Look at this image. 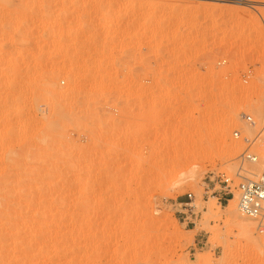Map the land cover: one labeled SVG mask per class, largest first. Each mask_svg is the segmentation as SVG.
<instances>
[{
    "label": "rangeland",
    "instance_id": "rangeland-1",
    "mask_svg": "<svg viewBox=\"0 0 264 264\" xmlns=\"http://www.w3.org/2000/svg\"><path fill=\"white\" fill-rule=\"evenodd\" d=\"M0 15V264H264V233L216 199L264 156V0H1Z\"/></svg>",
    "mask_w": 264,
    "mask_h": 264
},
{
    "label": "built area",
    "instance_id": "built-area-1",
    "mask_svg": "<svg viewBox=\"0 0 264 264\" xmlns=\"http://www.w3.org/2000/svg\"><path fill=\"white\" fill-rule=\"evenodd\" d=\"M246 121L252 123L251 118L247 117ZM233 137L238 140L240 134L233 133ZM243 143L247 145L246 150L240 156L241 165L244 163H255L256 157L249 153V147L252 145L249 139H243ZM240 174V172H238ZM237 174L240 183L233 186L232 181L221 177L222 189L216 198L219 202H229V199L236 198L238 212L254 221L258 232H264V173L254 176L253 179H246ZM187 202L178 203L181 211L178 213V220L186 225H194L193 219H196L194 197L192 194L187 195Z\"/></svg>",
    "mask_w": 264,
    "mask_h": 264
},
{
    "label": "bare ground",
    "instance_id": "bare-ground-1",
    "mask_svg": "<svg viewBox=\"0 0 264 264\" xmlns=\"http://www.w3.org/2000/svg\"><path fill=\"white\" fill-rule=\"evenodd\" d=\"M1 1V0H0ZM75 2V1H74ZM1 16V15H0ZM3 16V15H2ZM6 16V15H5ZM9 17V16H8ZM8 21V20H7ZM26 30V29H25ZM62 32V31H61ZM63 36H64V34H63ZM73 36V35H72ZM69 38V37H68ZM19 40V39H18ZM28 41V40H27ZM20 44H21V42H20ZM23 45V44H22ZM83 58V57H82ZM57 60V59H56ZM80 60V59H79ZM59 64V63H58ZM37 67H38V65H37ZM16 72V71H15ZM19 72V71H18ZM59 84V83H58ZM63 86V85H62ZM65 86V85H64ZM48 86H46V88H47ZM54 87H55V84H54ZM59 90H60V88H58ZM65 90V89H64ZM79 91V90H78ZM63 93V92H62ZM78 93V92H77ZM57 94H58V92H57ZM80 94V93H79ZM90 94V93H89ZM54 96V95H53ZM82 97V96H81ZM89 97V96H88ZM46 98V97H45ZM65 98V97H64ZM63 98V100H65ZM68 98V97H67ZM66 98V99H67ZM42 99V98H41ZM79 98H77V100H78ZM47 100V99H46ZM6 101V100H5ZM49 101V100H48ZM82 101V100H81ZM88 101V100H87ZM56 103V100L54 101L53 100V103ZM70 102H72V101H70ZM43 103H44V101H43ZM72 104H73V102H72ZM75 105V104H74ZM45 106V105H44ZM61 106H62V104H61ZM54 107H56V105L54 106ZM63 107V106H62ZM68 107H69V105H68ZM86 107V106H85ZM57 108H59L60 109V107H58L57 106ZM76 109V108H75ZM62 110V109H61ZM64 110H65V108H64ZM74 110V109H73ZM56 111V110H55ZM52 112H54V110L52 111ZM59 112V111H58ZM71 112V111H70ZM63 113V112H62ZM59 114H61V113H59ZM67 114V113H66ZM72 114V113H71ZM64 115V114H63ZM63 115H61V117L63 116ZM70 115V114H69ZM62 119V118H61ZM49 122V121H48ZM51 122V121H50ZM40 136V135H39ZM37 138V137H36ZM40 139V138H39ZM44 140V139H43ZM43 142V141H42ZM6 143V142H5ZM41 143V142H40ZM253 167H255L254 169H255V173H251L253 176H257L258 174L260 175V173H262V172H264V156H263V159H261V162L260 163H258L257 165H253ZM236 199V198H235ZM234 199V200H235ZM234 200H232V201H230L229 202V204L225 207V217H226V219L228 218V220L227 221H230V220H232L233 218H236L235 217V215H236V208H235V204H234ZM214 204H212V206H213ZM238 211V210H237ZM210 212L211 213H214V214H216L214 211H213V209H212V207H210ZM213 214V215H214ZM243 216V215H242ZM238 217V216H237ZM240 217V216H239ZM238 217V218H239ZM230 219V220H229ZM249 219V218H248ZM247 218H240V228L243 230V232L244 233H247V235H248V233L250 232V229L253 227V222H252V220H248ZM239 220V219H238ZM239 228V229H240ZM254 229V228H253ZM252 233V232H251ZM260 234H263V233H261V232H259ZM249 236V235H248ZM255 239V238H254ZM258 240V239H257Z\"/></svg>",
    "mask_w": 264,
    "mask_h": 264
}]
</instances>
